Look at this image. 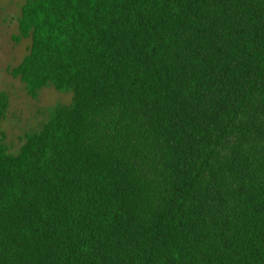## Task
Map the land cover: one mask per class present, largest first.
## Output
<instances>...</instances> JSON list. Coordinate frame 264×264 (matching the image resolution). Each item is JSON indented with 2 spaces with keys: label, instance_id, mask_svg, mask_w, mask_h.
Here are the masks:
<instances>
[{
  "label": "trees",
  "instance_id": "1",
  "mask_svg": "<svg viewBox=\"0 0 264 264\" xmlns=\"http://www.w3.org/2000/svg\"><path fill=\"white\" fill-rule=\"evenodd\" d=\"M16 25L6 71L70 100L15 152L0 130V264H264V0H24Z\"/></svg>",
  "mask_w": 264,
  "mask_h": 264
},
{
  "label": "rangeland",
  "instance_id": "2",
  "mask_svg": "<svg viewBox=\"0 0 264 264\" xmlns=\"http://www.w3.org/2000/svg\"><path fill=\"white\" fill-rule=\"evenodd\" d=\"M24 0H0V91L6 93L7 107L0 119V130L10 152L22 143L25 132L36 129L47 116V109L56 103H68L69 93H59L51 86L43 87L31 98L18 78L6 68L16 65L25 54L28 38L18 42L12 36L17 31L16 17ZM21 138V139H20Z\"/></svg>",
  "mask_w": 264,
  "mask_h": 264
}]
</instances>
